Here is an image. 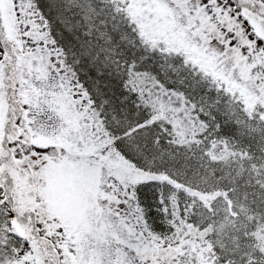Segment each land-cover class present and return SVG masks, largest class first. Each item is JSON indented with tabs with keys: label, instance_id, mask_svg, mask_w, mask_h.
<instances>
[{
	"label": "snow or ice",
	"instance_id": "6c2138e0",
	"mask_svg": "<svg viewBox=\"0 0 264 264\" xmlns=\"http://www.w3.org/2000/svg\"><path fill=\"white\" fill-rule=\"evenodd\" d=\"M0 264H264V0H0Z\"/></svg>",
	"mask_w": 264,
	"mask_h": 264
}]
</instances>
